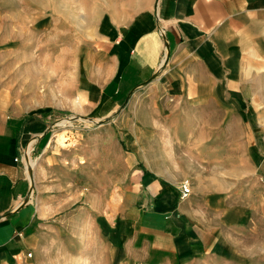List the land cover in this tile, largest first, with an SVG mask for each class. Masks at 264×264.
Returning <instances> with one entry per match:
<instances>
[{
    "label": "crops",
    "instance_id": "1",
    "mask_svg": "<svg viewBox=\"0 0 264 264\" xmlns=\"http://www.w3.org/2000/svg\"><path fill=\"white\" fill-rule=\"evenodd\" d=\"M76 4L99 46L73 143L0 102V264H264V0ZM28 15L0 0V52Z\"/></svg>",
    "mask_w": 264,
    "mask_h": 264
},
{
    "label": "rangeland",
    "instance_id": "2",
    "mask_svg": "<svg viewBox=\"0 0 264 264\" xmlns=\"http://www.w3.org/2000/svg\"><path fill=\"white\" fill-rule=\"evenodd\" d=\"M32 1L37 16L12 20L7 27L6 47L0 52V102L13 110L52 117L50 123L59 142L72 144L73 139L66 132L68 127L81 124L82 117L74 108L85 102L79 87L88 67L86 49L99 46L90 23L96 11L77 9V0H65L66 17L62 18L59 11L51 20L46 15L47 0ZM57 1L61 3L54 0ZM75 116L81 119L60 126L61 121ZM31 151L25 144L21 159L34 182L38 156Z\"/></svg>",
    "mask_w": 264,
    "mask_h": 264
},
{
    "label": "built area",
    "instance_id": "3",
    "mask_svg": "<svg viewBox=\"0 0 264 264\" xmlns=\"http://www.w3.org/2000/svg\"><path fill=\"white\" fill-rule=\"evenodd\" d=\"M189 193H190V187H189V185L188 184H184L182 186V196L183 197H187L189 195Z\"/></svg>",
    "mask_w": 264,
    "mask_h": 264
},
{
    "label": "bare ground",
    "instance_id": "4",
    "mask_svg": "<svg viewBox=\"0 0 264 264\" xmlns=\"http://www.w3.org/2000/svg\"><path fill=\"white\" fill-rule=\"evenodd\" d=\"M71 121H73V119H68V120H64L62 123H60V126L63 127V126H67L68 124L71 123ZM61 138V137H60ZM62 139V138H61Z\"/></svg>",
    "mask_w": 264,
    "mask_h": 264
}]
</instances>
